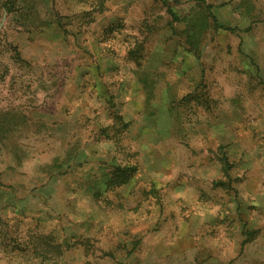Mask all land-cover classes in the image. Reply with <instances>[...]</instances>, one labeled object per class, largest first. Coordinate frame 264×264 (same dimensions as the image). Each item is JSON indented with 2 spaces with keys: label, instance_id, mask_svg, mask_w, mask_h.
<instances>
[{
  "label": "rangeland",
  "instance_id": "1",
  "mask_svg": "<svg viewBox=\"0 0 264 264\" xmlns=\"http://www.w3.org/2000/svg\"><path fill=\"white\" fill-rule=\"evenodd\" d=\"M0 264H264V0H0Z\"/></svg>",
  "mask_w": 264,
  "mask_h": 264
}]
</instances>
